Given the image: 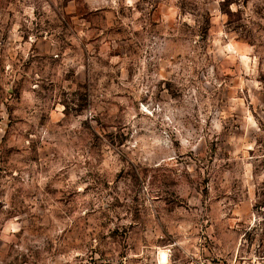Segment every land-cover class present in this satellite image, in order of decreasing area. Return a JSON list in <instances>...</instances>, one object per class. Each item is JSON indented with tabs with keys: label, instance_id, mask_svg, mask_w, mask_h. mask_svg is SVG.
<instances>
[{
	"label": "rangeland",
	"instance_id": "obj_1",
	"mask_svg": "<svg viewBox=\"0 0 264 264\" xmlns=\"http://www.w3.org/2000/svg\"><path fill=\"white\" fill-rule=\"evenodd\" d=\"M193 260L264 264V0H0V264Z\"/></svg>",
	"mask_w": 264,
	"mask_h": 264
},
{
	"label": "clouds",
	"instance_id": "obj_2",
	"mask_svg": "<svg viewBox=\"0 0 264 264\" xmlns=\"http://www.w3.org/2000/svg\"><path fill=\"white\" fill-rule=\"evenodd\" d=\"M189 22L195 25L196 19L195 16H189L188 17ZM219 38L217 37L215 43L219 44ZM193 44L195 45V41H193ZM159 79V76H154L152 78V81L146 84H140L139 82H134L136 84V88L139 89V91H136V89H133L132 95L136 98H139L141 93L148 95L149 89L152 88L153 92L155 91L154 83L156 80ZM121 103H124L127 105L130 103L129 101H121ZM175 101L169 100L168 103H156L154 97H150L147 100V107L144 109L146 112L148 109H151V112H148V115L151 116L152 112L156 113L157 115L152 117V120L149 121L147 118L142 117L140 121L135 120V112H130L128 116V123L132 125L133 129L135 128V125L137 123L140 124H148L152 125L155 124L158 120L164 125V127H179L178 122H173L169 120V115L172 110L168 108V104H174ZM155 105V106H153ZM100 111L99 108L88 110L84 116L80 117L79 119H91L92 116L96 114V112ZM167 121V123H165ZM112 131H115V129H111ZM182 130V129H181ZM163 139L156 137L155 133L153 132L152 136L145 139H135V131L132 133L133 139H135L134 144H129L128 148L132 149L135 148V152L133 155H137L140 160H149L153 159L157 156L158 153L162 152L165 149H170L171 142L168 139L166 135H163Z\"/></svg>",
	"mask_w": 264,
	"mask_h": 264
},
{
	"label": "built area",
	"instance_id": "obj_3",
	"mask_svg": "<svg viewBox=\"0 0 264 264\" xmlns=\"http://www.w3.org/2000/svg\"><path fill=\"white\" fill-rule=\"evenodd\" d=\"M186 264H209V263H207L206 261H201V260H193Z\"/></svg>",
	"mask_w": 264,
	"mask_h": 264
},
{
	"label": "bare ground",
	"instance_id": "obj_4",
	"mask_svg": "<svg viewBox=\"0 0 264 264\" xmlns=\"http://www.w3.org/2000/svg\"><path fill=\"white\" fill-rule=\"evenodd\" d=\"M161 261H163V260H165L166 259V256H165V254L164 253H161Z\"/></svg>",
	"mask_w": 264,
	"mask_h": 264
},
{
	"label": "crops",
	"instance_id": "obj_5",
	"mask_svg": "<svg viewBox=\"0 0 264 264\" xmlns=\"http://www.w3.org/2000/svg\"><path fill=\"white\" fill-rule=\"evenodd\" d=\"M165 260H163V262H164Z\"/></svg>",
	"mask_w": 264,
	"mask_h": 264
}]
</instances>
